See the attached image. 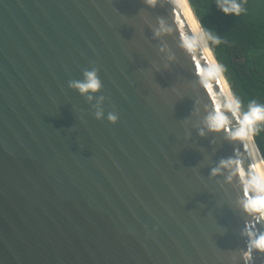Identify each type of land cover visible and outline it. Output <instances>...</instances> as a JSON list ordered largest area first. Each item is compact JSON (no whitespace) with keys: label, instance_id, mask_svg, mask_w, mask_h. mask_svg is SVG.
<instances>
[{"label":"water","instance_id":"water-1","mask_svg":"<svg viewBox=\"0 0 264 264\" xmlns=\"http://www.w3.org/2000/svg\"><path fill=\"white\" fill-rule=\"evenodd\" d=\"M200 28L233 102L179 0H0V264H264V159Z\"/></svg>","mask_w":264,"mask_h":264},{"label":"trees","instance_id":"trees-1","mask_svg":"<svg viewBox=\"0 0 264 264\" xmlns=\"http://www.w3.org/2000/svg\"><path fill=\"white\" fill-rule=\"evenodd\" d=\"M188 1L264 159V118L246 120L264 110V0Z\"/></svg>","mask_w":264,"mask_h":264},{"label":"bare ground","instance_id":"bare-ground-1","mask_svg":"<svg viewBox=\"0 0 264 264\" xmlns=\"http://www.w3.org/2000/svg\"><path fill=\"white\" fill-rule=\"evenodd\" d=\"M179 2L181 3L186 16L188 17V20L194 30V32L196 33V37L198 39V41L200 42V44L202 45V47L204 48V50L206 51L208 57L210 58L211 62H212V66L216 72V74L219 76V80L223 86V88L225 89V91L227 92L228 96H229V90H228V85L225 82L221 71L219 69L218 64L215 62V60L213 59V56L211 54L210 48L208 47L207 41L205 39V36L200 28V25L194 15V13L192 12V9L190 8V6L187 3V0H179ZM230 100L232 101V97L231 95L229 96ZM233 102V101H232Z\"/></svg>","mask_w":264,"mask_h":264},{"label":"clouds","instance_id":"clouds-1","mask_svg":"<svg viewBox=\"0 0 264 264\" xmlns=\"http://www.w3.org/2000/svg\"><path fill=\"white\" fill-rule=\"evenodd\" d=\"M226 12L229 11V9H224ZM234 10L236 14H239L240 12V6L234 5ZM87 79L84 82H77L75 84L76 87L80 89L81 92H86L88 90H96L99 87L98 81L94 76V73H86ZM261 118H264V110H261L259 107L254 108L251 110V114L249 117L246 118L248 123H251L252 121L259 120ZM258 246L264 247V239H261L257 241Z\"/></svg>","mask_w":264,"mask_h":264}]
</instances>
